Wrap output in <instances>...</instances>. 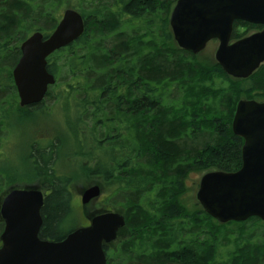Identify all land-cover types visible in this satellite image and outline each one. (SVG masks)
<instances>
[{
  "label": "trees",
  "instance_id": "obj_1",
  "mask_svg": "<svg viewBox=\"0 0 264 264\" xmlns=\"http://www.w3.org/2000/svg\"><path fill=\"white\" fill-rule=\"evenodd\" d=\"M176 2L0 0V145L6 128L47 101L51 112L71 116L66 143H30L28 170L0 164V197L16 182L44 190L39 237L64 239L77 222L73 180L55 168L67 145L125 219L108 264H264L263 222L219 224L182 199L189 174L241 168L243 140L231 123L240 99H264V66L236 80L214 60L180 49L169 26ZM66 9L81 14L84 33L47 58L56 82L44 100L21 108L12 78L19 47L35 32L49 35ZM244 35L234 31L232 40Z\"/></svg>",
  "mask_w": 264,
  "mask_h": 264
},
{
  "label": "water",
  "instance_id": "obj_2",
  "mask_svg": "<svg viewBox=\"0 0 264 264\" xmlns=\"http://www.w3.org/2000/svg\"><path fill=\"white\" fill-rule=\"evenodd\" d=\"M235 20L264 26V0H177L169 26L176 45L192 55L217 40L216 63L229 77L247 79L264 63V29L231 42ZM84 29L81 14L66 9L49 35L35 32L20 45L12 78L21 108L44 100L56 82L47 71V58L77 41ZM231 129L243 140L241 168L231 173H205L196 201L219 224L250 218L264 222V101L239 100ZM100 194L97 185L86 189L81 204L98 199ZM44 201L43 192L35 187L10 189L0 200L4 223L0 264H106L103 246L117 239L125 226L123 215L105 211L88 218V226L72 230L61 241L40 240Z\"/></svg>",
  "mask_w": 264,
  "mask_h": 264
},
{
  "label": "rangeland",
  "instance_id": "obj_3",
  "mask_svg": "<svg viewBox=\"0 0 264 264\" xmlns=\"http://www.w3.org/2000/svg\"><path fill=\"white\" fill-rule=\"evenodd\" d=\"M243 30V29H242ZM217 41H212L208 43L203 52L199 53L201 58L214 60V53L217 48ZM215 61V60H214ZM246 99V98H244ZM258 99V98H255ZM54 106L52 102H45L43 108H40L37 112H32L30 114L23 115V119L18 123L13 120L15 127L6 128L3 134V141L0 145V164H9L16 174H20L26 168V157L28 153V148L30 143L35 139H41V142H46L47 139L58 138L65 142L67 140L66 132L63 128L65 125L67 114H62L60 111L51 112V107ZM16 115V114H15ZM67 119L71 116L67 115ZM16 117V116H15ZM19 117V116H18ZM23 122V123H22ZM66 143V142H65ZM63 146V145H62ZM86 153V152H85ZM74 152L69 146H64L63 149H59L58 160L56 162V170L64 175H68L72 178V184L70 186V193L72 196V204L77 216V222L73 221L69 224L70 228H79L86 224L85 219L91 218L97 214L103 213L105 211H111L119 213L116 210V206L112 205V202L106 200L107 188L105 187V192H103V186L98 184L99 182H94L91 178L87 177L85 172H81V168L87 165V162L82 164V162L73 157ZM89 163V162H88ZM22 165V166H21ZM24 170V171H25ZM28 171L24 172L27 173ZM211 172V171H208ZM207 172L191 173L188 179L185 181V186L187 187V192L183 195L182 199L186 203L187 207L190 209L197 205L196 193L198 190L199 182L201 177ZM17 176V175H15ZM30 182H16L15 184L9 186L7 189H23L26 187H34ZM99 186L101 194L98 199H94L86 205L81 204V194L88 188L92 186ZM41 190L44 195L45 191ZM3 197V195L0 197ZM114 204V203H113ZM115 205V204H114ZM113 206V207H112ZM200 205H197L199 208ZM113 210H111V209ZM121 214V213H120ZM261 224V223H260ZM263 225V224H262ZM1 227V220H0ZM1 233V229H0ZM218 255H223L222 249L218 251ZM171 263V262H170ZM138 264V263H132ZM181 264V263H177Z\"/></svg>",
  "mask_w": 264,
  "mask_h": 264
},
{
  "label": "flooded vegetation",
  "instance_id": "obj_4",
  "mask_svg": "<svg viewBox=\"0 0 264 264\" xmlns=\"http://www.w3.org/2000/svg\"><path fill=\"white\" fill-rule=\"evenodd\" d=\"M243 29V30H242ZM264 29V26L262 25V24H254V23H250V22H246V21H242V20H235L234 22H233V25H232V33H231V42H234V40H232V34H233V32L234 31H236L237 33H239V34H245L244 36H242L240 39H243V38H246V37H249V36H251V35H254V34H257V33H259V32H261L262 30ZM239 40V39H238ZM212 41H217V40H212ZM212 41H210V42H212ZM237 41V40H236ZM209 42V43H210ZM217 43H218V41H217ZM208 45V44H207ZM217 47H218V45H217ZM217 49V48H216ZM261 66H264V63H262L257 69H256V71L261 67ZM255 71V72H256ZM254 72V73H255ZM253 73V74H254ZM252 74V75H253ZM251 75V76H252ZM250 76V77H251ZM250 77H248V78H250ZM247 78V79H248ZM236 80H246V79H236ZM257 98V97H256ZM240 100H253V101H256V102H262V101H264V99L263 100H261V99H255V98H249V99H244V98H242V99H240ZM238 103V102H237ZM236 106H237V104H236ZM235 110H236V107H235ZM235 113V112H234ZM0 220H1V225H2V229H1V233H2V231H3V227H4V223H3V221H2V219H1V217H0ZM85 222H86V224L84 225V226H81V227H86V226H88L89 225V221H88V218H86L85 219ZM1 233H0V235H1ZM39 239H40V237H39ZM40 240H42V239H40ZM115 243V242H114ZM114 243H111V244H108V245H104L103 246V250H104V252H105V255H106V264H108V260H107V252H108V249L109 248H111L113 245H114ZM0 246H1V242H0ZM167 264H176V263H174V262H169V263H167Z\"/></svg>",
  "mask_w": 264,
  "mask_h": 264
}]
</instances>
